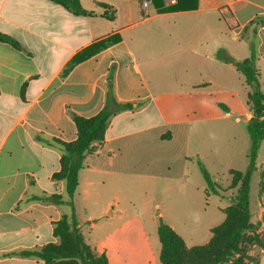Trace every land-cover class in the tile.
<instances>
[{"label":"crops","instance_id":"1","mask_svg":"<svg viewBox=\"0 0 264 264\" xmlns=\"http://www.w3.org/2000/svg\"><path fill=\"white\" fill-rule=\"evenodd\" d=\"M147 1L145 10L142 0H80L90 14L75 15L49 0H0V34L20 46L0 40V264H46L25 253L59 242L55 225L72 208L65 181L53 175L61 168L58 141L77 139L74 116H95L109 98L133 106L111 118L104 141L85 156L74 207L96 255L105 253L108 264H136L135 250L123 239L138 233L126 229L141 219L131 204L130 171L134 164L172 170L174 136L162 109L172 93L165 92H177L174 100L187 106L189 87L193 94L222 78L226 83L216 94L234 98L228 82L240 72L216 53L225 49L243 61L252 45L264 89V0ZM114 35L120 42L105 44ZM231 35L240 40L239 48ZM193 72L210 75L192 83ZM182 158L197 162L186 154ZM150 187L148 193L157 188ZM160 218L175 228L163 213L151 214V230L137 242L142 264H161Z\"/></svg>","mask_w":264,"mask_h":264},{"label":"rangeland","instance_id":"2","mask_svg":"<svg viewBox=\"0 0 264 264\" xmlns=\"http://www.w3.org/2000/svg\"><path fill=\"white\" fill-rule=\"evenodd\" d=\"M231 38L236 48H239L240 40L232 35ZM260 68L264 81L261 64ZM207 73L193 72L189 75V78L191 77L189 82H198L202 77L210 75ZM237 76V78L230 76L228 82L236 90L234 98L216 94L222 89V84L226 83L222 78L215 81L216 77L214 78L216 85L212 88L194 90L191 94L192 90L189 87L187 106H181L179 101L174 100L177 92H165L168 95L172 93L167 106L162 108L165 116L170 119L167 131L174 136L170 146V150L174 152L172 170L167 172L160 164L152 169H147L142 164H134L130 171V179L134 184L131 204L134 205V209H139L141 219L136 225L126 229L138 230V233L128 234V237L123 236V239L135 250L136 264L143 263L141 258L143 250L138 243H143L144 230H151L152 213H163L166 221L175 227L188 246L206 244L212 235L207 230L224 221L226 216L224 209L232 205L237 193V189L231 188L230 172L232 170L244 172L248 168L251 147V138L245 126L252 116L250 107L246 105L250 88L240 73ZM201 92L205 93L194 94ZM218 103L226 105L228 111ZM225 115L228 118L223 119ZM179 121L182 123L179 124ZM175 153L180 154L178 158ZM184 154L195 157L197 162L186 163L182 158ZM199 160L209 171L214 182L224 190L221 195L207 191ZM149 175L157 179H150ZM145 184H148L147 188ZM151 184H155L157 188L148 193ZM250 202L251 222L257 226L255 234H258L260 242L250 243L248 239L252 233L249 232L242 242V249L250 263L264 264V141L257 160V170L250 184ZM157 204L160 205L158 210L155 208Z\"/></svg>","mask_w":264,"mask_h":264},{"label":"trees","instance_id":"3","mask_svg":"<svg viewBox=\"0 0 264 264\" xmlns=\"http://www.w3.org/2000/svg\"><path fill=\"white\" fill-rule=\"evenodd\" d=\"M49 1L63 6L75 15L90 14L82 8L80 0ZM0 40L20 49L19 44L8 36L0 34ZM120 40L119 35H114L104 42L112 45ZM216 58L235 67L250 88L248 105L252 111V117L246 123V130L251 138L249 165L244 172L238 170L230 172L231 188L237 189V193L232 205L225 209L224 221L211 229L212 237L208 243L188 247L184 239L160 218L158 236L161 244V264H252L242 249V242L249 232L252 233L248 239L250 243L260 242L258 234H255L257 226L251 222L250 209V184L257 170L260 146L264 141V89L256 66L255 47L251 46L250 57L243 61H237L229 56L225 49H220L216 53ZM220 106L228 111L226 106L222 104ZM132 108L131 104H120L115 99L109 98L104 108L95 116L89 118L74 116L77 139L70 143L58 141L63 148L61 168L53 175L54 180L65 181L68 195L66 203L72 208V213L55 225L54 236L58 238V243H50L40 251L26 252V255H35L46 264H108L105 253L96 255L86 243L78 226L74 197L79 186V172L85 156L92 152L95 143L104 141L111 118L117 113ZM198 163L202 169L207 191L214 195H221L224 190L214 182L200 160ZM54 199L56 203H64L59 196H54Z\"/></svg>","mask_w":264,"mask_h":264},{"label":"built area","instance_id":"4","mask_svg":"<svg viewBox=\"0 0 264 264\" xmlns=\"http://www.w3.org/2000/svg\"><path fill=\"white\" fill-rule=\"evenodd\" d=\"M149 2L147 0H142V6L146 10L148 8Z\"/></svg>","mask_w":264,"mask_h":264}]
</instances>
